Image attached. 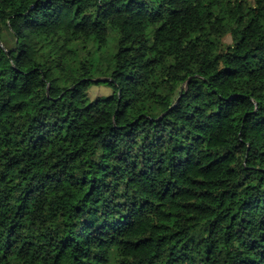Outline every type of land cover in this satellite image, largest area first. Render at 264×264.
I'll list each match as a JSON object with an SVG mask.
<instances>
[{"label": "clouds", "instance_id": "obj_1", "mask_svg": "<svg viewBox=\"0 0 264 264\" xmlns=\"http://www.w3.org/2000/svg\"><path fill=\"white\" fill-rule=\"evenodd\" d=\"M52 2L56 11L46 15L43 10L30 11L34 0H0V89L12 79L13 68L22 69L15 94L35 88V99L29 104L32 111L40 113L41 103L50 104L46 119L58 122L67 118L83 131L84 144L76 152L79 137L73 145H62L53 131V143L59 151L54 149L50 158L60 164L55 169L39 167L27 188L23 187L24 176H19L20 183L11 189L9 207L14 211L23 201L24 208L15 219L0 215V261L8 264L11 255L31 250L35 256L28 259V264H34L41 252L46 253L44 264H60L53 252L71 242L89 264H121V260L124 264H144L142 257L147 253L134 249L147 241L133 244L128 230L133 224L150 227L153 218L161 215L152 201L166 195V189L175 192L178 185L182 186L213 145L221 150L236 145L249 147L243 144L248 124L241 121L233 128L232 120L226 117L233 111L264 114V0H223L222 6L232 10L227 21L212 22L201 39L192 43L185 39L184 32H176L179 17L173 9L188 16L201 6L200 0ZM208 10L214 9L209 6ZM196 16L199 20L198 12ZM149 20L163 23L164 30L157 31L153 23L152 30L145 32L144 24ZM225 35L229 37L227 43L222 39ZM89 36L95 37L90 44ZM73 40L83 44L72 46L69 52ZM166 40L170 43L165 44ZM257 43L262 47L252 59L249 49L255 51ZM66 56L74 59L72 69H65ZM225 63L231 68L222 71ZM33 68L35 72L27 71ZM230 76L238 78L232 80ZM235 90L245 95L230 97L227 102L222 99ZM6 95L13 93L0 92V96ZM148 97L151 100L145 108ZM129 106L133 113L125 116ZM13 119L17 125L12 129L17 133L14 143L20 140V133L29 131L31 120L9 115L3 123ZM40 119L45 117L41 115ZM133 120L135 123H129ZM121 123L126 126L120 128ZM248 139L253 137L249 135ZM7 142V137L0 140ZM69 151L73 156H68ZM234 151L236 179L242 180L245 152L239 148ZM19 156L11 146L7 153H0L4 159ZM20 166L31 172L33 164L25 156ZM0 170L6 171L3 164ZM46 170L54 173L56 184L44 175ZM3 183L7 192L11 185ZM85 184L91 186L86 196L82 195ZM54 190L74 193L76 198L65 200L57 194L49 201V193ZM255 191L261 194V190ZM243 214L252 221L246 227L238 222L231 227L227 222H193L189 228L185 223V238L191 235L194 240L189 241L184 264H238L247 254L246 242L253 238L264 255V224L256 214ZM85 221L91 228L85 229ZM10 225H16L11 232ZM26 240L35 241L34 247L24 244ZM206 248L215 249L208 261L204 260ZM151 259L175 264L167 252Z\"/></svg>", "mask_w": 264, "mask_h": 264}, {"label": "trees", "instance_id": "obj_2", "mask_svg": "<svg viewBox=\"0 0 264 264\" xmlns=\"http://www.w3.org/2000/svg\"><path fill=\"white\" fill-rule=\"evenodd\" d=\"M228 2L230 3L231 0H228ZM200 4L201 6L198 9H193L192 14L188 16H185L183 12H179L175 8L173 9V13H176L179 17L176 21V32H184L185 39H188L189 43L199 41L201 39V33L206 32L212 22H226L232 11L230 8L222 6L223 0H211L210 5L209 0H200ZM209 6L214 10L209 11ZM32 9L43 10L46 15L49 11H56L52 0H34L30 11ZM197 12L200 16L199 20L196 16ZM153 23L157 24V31L162 32L164 30L165 25L163 23L149 20L144 24V31H151ZM168 27L171 28L172 25H168ZM186 29L187 31H185ZM41 36L47 39L45 33H41ZM256 38L259 39L258 34ZM87 39L90 44L95 37L89 36ZM78 43L83 44V41H70L69 52L72 51V46ZM164 43L169 44L170 40H166ZM88 46V44H84V47ZM97 47L99 48L100 46L97 45ZM104 47H107V43ZM261 47L257 43L255 51L249 49V51H252V59H255L259 54ZM156 55L155 46H153L152 59H155ZM244 56H248L247 51L244 52ZM63 63L65 64L66 70L74 67V59L71 56H66ZM230 68L231 65L225 63L222 71ZM21 71L23 70L13 68L12 79L7 82L3 89H0V92L13 93V95L0 96V140H3L5 137L8 138L7 143H0V153H7L9 146L18 150L20 153L19 157L11 159L0 158V164H3L6 168V171L0 170V215H3L5 219L9 216L15 219L21 215V211L24 208L23 201L15 205L14 211L9 207L12 198L11 189H14L16 184L20 183L19 176L21 174L24 176L23 187L27 188L28 183L34 178V173H36L39 167L44 166L46 169H55L60 164L59 160L50 158L54 149L59 151L53 143V137L51 135L53 131L58 133L56 140L57 143L62 145H73L75 138L79 137V145L75 148L76 152L84 144L83 131L73 127V124L67 118H61L58 122L56 120L49 122L46 119L51 112L50 104L45 105L41 103L40 113H34L32 111L29 104L35 99V88L26 94H15L16 84L20 80L19 72ZM27 71L35 72L36 69H28ZM232 71H235V69H232ZM215 75H218V73ZM2 78L3 70L0 69V79ZM237 78L235 76L229 77L232 80ZM188 79L189 82H192L191 76ZM196 83L199 86V82ZM212 91L215 92L216 89L214 88ZM244 95L243 92L235 90L230 91L229 95L222 99L227 102L230 97ZM55 99L53 97V100ZM150 100L151 97L144 100L145 108L148 107ZM132 113L133 109L129 106L125 112V116ZM9 115L14 118L25 116L31 120L27 125L29 131L27 133H20V140L14 143L13 137L17 133L13 132L12 129L17 127L16 120L13 119L12 121L3 123L7 121ZM41 115L45 119L41 120ZM144 115H146V112L140 113L136 118L140 119ZM226 119L232 120L233 128L241 121L248 124L243 144L249 145V147L244 148L243 145H236L233 148L221 150L213 145L211 152L196 165L195 171L188 174L187 180L182 186L178 185L175 192L167 191L166 189V195H162L152 201V203L156 204L161 215L153 218L150 227H146L143 224H133L128 230V235L132 237L133 244L140 245L141 241H147L146 244L134 249L138 253H147L146 256L142 257L144 264H159L158 260L153 261L151 258H158L162 252H167L169 260L175 262V264H184V261L188 257L187 247L189 241L194 240V236L191 235L187 236V239L185 238L187 235V230L184 227L185 223L188 224L189 228L193 226V222L201 224L227 222L229 227L232 226L233 222H238L244 223L246 227L248 223L252 222L248 216L243 214L247 212L249 214H256L260 218L259 222L264 224V114H258L255 111L251 113L245 111L241 114L233 111ZM129 123H135V120L129 121ZM49 124L55 127H50ZM125 126L124 123L119 125L120 128H124ZM5 128L7 131H4ZM249 135L253 137L252 140L248 139ZM69 136L72 139H69ZM234 148H239L245 152L244 178L242 180L236 179L238 169L236 168L237 158ZM213 153L218 154L213 155ZM25 156L30 158L33 164L31 172H26L20 166L21 158ZM68 156H73V151H69ZM76 161H78V157L73 162L75 163ZM68 174H73L71 169H69ZM44 175L53 184L58 182L56 179H53V172L46 170ZM4 181H7L11 185V188L7 192L5 191ZM84 188L85 190L82 195L86 196L91 191V186L85 184ZM257 189L261 190L260 195L255 191ZM30 191L31 189L25 192L26 197ZM57 194L65 200H74L76 198L74 193H68L63 190L57 193L54 190L49 193V201L54 199ZM76 207L79 210L78 205ZM15 227L16 225H10V232ZM84 227L85 229H89L91 225L88 221H85ZM71 239L74 241L76 237H72ZM261 240L264 241V233L261 234ZM24 244L29 245L31 249L34 247L35 241L26 240ZM246 245L247 254L241 256L238 264H260V261L264 260V255H261L260 251H258L259 242L253 238L251 242H246ZM182 249L184 250L183 252H181ZM21 250L23 251V246H21ZM214 251V248L211 251H209V248H206L204 260H210L212 252ZM45 255L46 253L41 252L39 257H35L34 264H44L43 257ZM53 255L59 258L60 264H89L88 260L82 258L81 253L71 242L67 245H62L58 251L53 252ZM34 256L35 253L31 250L24 255L13 254L9 257L8 264H12L13 261H15V264H28V259ZM116 256L119 259V253ZM0 264H4V262L0 261ZM51 264H56V261H51ZM121 264H124L123 260H121ZM165 264H169V261H166Z\"/></svg>", "mask_w": 264, "mask_h": 264}, {"label": "rangeland", "instance_id": "obj_3", "mask_svg": "<svg viewBox=\"0 0 264 264\" xmlns=\"http://www.w3.org/2000/svg\"><path fill=\"white\" fill-rule=\"evenodd\" d=\"M223 41L225 42V43H227L228 41H229V37L226 35L225 37H224V39H223ZM95 89L93 90V92L95 93ZM100 91H104L103 89H101Z\"/></svg>", "mask_w": 264, "mask_h": 264}]
</instances>
